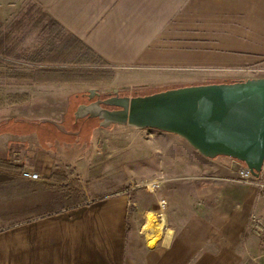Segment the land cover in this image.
<instances>
[{"label":"crops","instance_id":"crops-1","mask_svg":"<svg viewBox=\"0 0 264 264\" xmlns=\"http://www.w3.org/2000/svg\"><path fill=\"white\" fill-rule=\"evenodd\" d=\"M23 1L0 0V26ZM32 1L108 67L161 72L162 81L185 79L187 85L264 76V0ZM32 72L22 78L46 84L32 80ZM96 128L90 142L99 135L108 139L102 151L108 171L114 160L126 164L121 141L128 134L160 131ZM3 133L0 264H244L248 250L257 247L246 231L250 214L264 216V188L233 180L235 160L229 157L207 158L176 135L149 131L168 140L149 151L158 161L160 178L150 183L159 197L149 189L131 195L122 175L91 194L93 175L75 191L64 183L70 168H98L95 153L80 149L59 160L26 143L20 131ZM85 155L92 156L90 163L78 160ZM135 155L139 160L141 153ZM23 168L40 178L19 177ZM159 199L166 203L161 214ZM150 221L160 225L149 229Z\"/></svg>","mask_w":264,"mask_h":264},{"label":"rangeland","instance_id":"rangeland-1","mask_svg":"<svg viewBox=\"0 0 264 264\" xmlns=\"http://www.w3.org/2000/svg\"><path fill=\"white\" fill-rule=\"evenodd\" d=\"M86 56L87 60L93 59V56L80 42L54 24L36 3L32 0H24L20 9L0 26V134L1 136L7 134L3 133L6 129L8 133L20 131L26 143L28 142L33 147H40L59 160L68 158L67 153H78L80 149V153H95L96 160H99L101 164L95 170L90 171L85 168L79 171L74 168L68 170L71 178L64 183V186L73 188V191L77 190L75 188L80 181L87 183L88 177L92 175L97 179L88 183V191L91 194L98 185L103 188L115 175L124 176L127 189L133 187L127 191L131 195L135 189L147 191L150 187L147 184L152 179L160 178L158 169L154 168L158 161L149 151H154L156 147L163 146L168 141L161 137L156 139V136H150L148 132L154 135L164 134L156 130H142L141 142L136 139L140 135L128 134L125 141H121L126 148V153H122L121 158H126V164L114 160L111 165L113 172L108 171V168L102 165L105 156L102 151L106 148L108 139L99 135L90 142L93 137L89 136L98 129L96 128L97 121L87 117L75 122L74 111L77 105L85 99L82 93H86L89 88H94L100 93H111L112 89H117L120 95L134 96L187 85L188 81L180 79L165 82L161 79L164 76L161 72L134 71L108 67L100 63L90 68H81L82 78H77L72 82L54 80L44 85H35L30 80L22 78V75L33 73V70L44 67L56 68L60 64H71L72 66L79 61L76 57L85 60ZM97 69L100 71L95 72ZM201 82H206V80ZM40 117L51 119L49 124L56 125L55 128L58 127L59 132L49 134L45 122L38 120ZM115 126L120 125L112 124V127ZM73 131H80V140L85 144L89 142L91 147L88 149L89 146L81 142L76 143L74 146L76 148L64 147L60 141L62 132L66 136V133L71 135L69 133ZM89 133L90 135L87 136ZM135 153H141L139 160L135 159ZM78 160L85 164L90 163L92 156L85 155ZM153 190L159 197L158 191H155V188ZM148 193L152 194V192ZM163 200L159 199L158 202L159 214L166 209V203ZM153 215L157 216V220L159 219L157 214ZM246 234L254 238L248 231ZM255 239L257 247L255 250H248L244 264H264V246L261 245L258 237Z\"/></svg>","mask_w":264,"mask_h":264},{"label":"water","instance_id":"water-1","mask_svg":"<svg viewBox=\"0 0 264 264\" xmlns=\"http://www.w3.org/2000/svg\"><path fill=\"white\" fill-rule=\"evenodd\" d=\"M111 92L104 99L78 104L74 118H97L101 127L118 124L170 133L204 157L232 158L259 176L264 164V76L189 84L145 95ZM86 93L88 98L99 94L94 88Z\"/></svg>","mask_w":264,"mask_h":264},{"label":"trees","instance_id":"trees-1","mask_svg":"<svg viewBox=\"0 0 264 264\" xmlns=\"http://www.w3.org/2000/svg\"><path fill=\"white\" fill-rule=\"evenodd\" d=\"M90 55L93 56V59L90 61V60H87V56H86V59L85 60H82L80 57H76L78 58L79 61H77V63L75 64H72V66H70L71 64H60L58 65L59 67H56V68H47V67H44V68H40V69H36L34 74L36 77H33L32 80H42V81H46V82H49V81H58V82H72V81H75L77 78H82L80 76V72L82 71L81 68H90V67H93V66H97L98 63H100L101 65H106L98 56H96L94 53H92L91 51H89L86 47H84ZM90 71V70H88ZM100 70H95V72H98ZM38 76V77H37ZM83 94V93H82ZM87 117H83V118H79V119H75V122H78V121H82L83 119H85ZM38 120H40V122H45V126L48 130V133L49 134H54V133H58L59 132V128L55 126L56 125H50V121L51 119L49 118H45V117H40ZM94 120L97 121V125L99 126L98 124V119L97 118H94ZM54 122V121H53ZM94 129V128H93ZM61 130V129H60ZM60 134V133H59ZM63 134V135H62ZM62 140L61 143L63 144L64 147L66 146H75L77 142H81L83 143L82 140H80V131H73L72 133H69L71 135H68V133H66L67 135L65 136V133L62 132ZM90 133L87 135L89 136ZM61 144V146H62ZM85 144V143H83ZM260 179L264 182V171L261 173L260 175Z\"/></svg>","mask_w":264,"mask_h":264},{"label":"built area","instance_id":"built-area-1","mask_svg":"<svg viewBox=\"0 0 264 264\" xmlns=\"http://www.w3.org/2000/svg\"><path fill=\"white\" fill-rule=\"evenodd\" d=\"M17 161V157L12 155L11 163L17 164ZM263 171L264 167L261 170L259 176L254 177L245 164L238 163L235 167V176L232 179L241 183L256 185L261 189L264 188V182L260 179V175ZM18 175L21 178L30 180H38L40 178V175L37 171L29 168L20 169ZM147 185L150 186L149 190H153L154 184L148 183ZM248 231L253 236L258 237L264 245V216H260L255 213L250 214L248 218Z\"/></svg>","mask_w":264,"mask_h":264},{"label":"flooded vegetation","instance_id":"flooded-vegetation-1","mask_svg":"<svg viewBox=\"0 0 264 264\" xmlns=\"http://www.w3.org/2000/svg\"><path fill=\"white\" fill-rule=\"evenodd\" d=\"M98 93H99L98 96L94 95L92 98H88L87 93H83V96H84L85 99L81 103H88V102H91V101H93V100H95L97 98L104 99V98L112 95V92L111 93L110 92H105V93L98 92ZM118 95H120L119 91H118ZM102 106H105V105H102ZM105 107H107L109 109L114 108L113 106H105Z\"/></svg>","mask_w":264,"mask_h":264},{"label":"bare ground","instance_id":"bare-ground-1","mask_svg":"<svg viewBox=\"0 0 264 264\" xmlns=\"http://www.w3.org/2000/svg\"><path fill=\"white\" fill-rule=\"evenodd\" d=\"M232 159V158H231ZM234 160V159H233ZM235 161H237V160H235ZM238 163H241V162H239V161H237ZM243 163V162H242ZM244 164V163H243ZM262 169H263V166H262ZM160 224L157 222L156 223V227H154L153 226V224L151 223V221H150V223H149V229H154V228H158V226H159Z\"/></svg>","mask_w":264,"mask_h":264}]
</instances>
